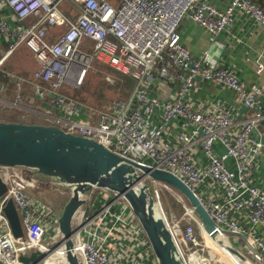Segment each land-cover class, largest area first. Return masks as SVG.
<instances>
[{
  "label": "built area",
  "instance_id": "obj_1",
  "mask_svg": "<svg viewBox=\"0 0 264 264\" xmlns=\"http://www.w3.org/2000/svg\"><path fill=\"white\" fill-rule=\"evenodd\" d=\"M235 13L264 28V9L251 0H230L223 11L211 0H0V37L6 46L0 69L20 48L31 54L36 69L27 84L39 101L47 102L45 116L51 124L121 158L175 175L200 200L215 223L216 236H226L228 247L243 256L239 259L223 247L224 258L208 251L205 255L212 237L178 194L182 215L170 221L165 215V221L185 264H226L223 259L264 264V187L258 188L253 176L264 155L257 132L264 120V87L244 84L207 52L194 57L179 33L188 19L215 44ZM93 62L133 82L127 97L100 111L64 93L82 84ZM197 79L233 91L249 116L234 118L221 103H192ZM169 83L176 84L174 96L153 95V90H167ZM19 104L22 98L13 106ZM83 109L86 119H79ZM139 177L136 187L147 184L157 202L161 190H174L143 173ZM0 179L6 185L0 198V264H22L20 255L32 252L42 254L37 264H52L57 257L58 264H66L59 217L40 192L66 186L21 167L0 166ZM8 200L17 210L22 238L14 237L3 212ZM83 200L72 221L80 264H157L123 196L94 187ZM239 238L250 258L236 247Z\"/></svg>",
  "mask_w": 264,
  "mask_h": 264
},
{
  "label": "water",
  "instance_id": "obj_2",
  "mask_svg": "<svg viewBox=\"0 0 264 264\" xmlns=\"http://www.w3.org/2000/svg\"><path fill=\"white\" fill-rule=\"evenodd\" d=\"M260 139L264 144V133ZM0 166L29 169L70 190L58 218L66 264H80L73 248L72 221L84 204L83 195L94 187L116 192L128 202L147 236L157 264H185L165 219L155 215L158 202L148 192V185H135L140 173L174 189L188 202L206 234L217 237L215 223L200 200L175 175L121 158L93 141L65 133L52 124L0 121ZM5 194L6 185L0 179V198ZM3 212L14 237L22 238V227L12 200L4 203ZM227 249L243 259L239 252ZM41 257L39 252L25 253L20 255L19 261L37 264Z\"/></svg>",
  "mask_w": 264,
  "mask_h": 264
},
{
  "label": "crops",
  "instance_id": "obj_3",
  "mask_svg": "<svg viewBox=\"0 0 264 264\" xmlns=\"http://www.w3.org/2000/svg\"><path fill=\"white\" fill-rule=\"evenodd\" d=\"M251 1L264 9V0ZM229 2L230 0H211V4L218 11L225 10ZM2 13L5 16H9L7 10H4ZM7 22L10 25L14 24L11 19H8ZM179 33L181 43L194 57H198L207 52L210 59L217 66L232 70L236 77L244 84L264 87V28L256 24L253 20L242 16L240 13H235L229 26L217 37L218 42L215 44L209 42L206 32L201 27L188 19H185L181 23ZM5 48V43L0 37V56L5 51ZM19 57L24 59L23 63L18 62ZM12 59L17 60L15 65L12 62L10 63ZM35 69L36 64L31 54L24 48L18 49L2 65L0 69V113H7V119L4 122L14 121L28 124H51L52 121L45 116L46 113H49L46 111L49 110L47 102L39 101L27 84V81L32 78ZM19 78L21 82L18 84L17 79ZM195 85L196 87L191 96L192 103L200 106H208L212 102L221 103L230 108L234 118L241 119L249 116V111L240 104L233 91L215 85L212 82H205L198 79ZM166 89L153 90V95L161 98L172 97L176 92V84L169 83ZM18 98H22L23 100V104H19L20 108L13 106V104L17 103ZM85 112L87 111L81 113L78 118L86 119ZM18 115L22 120L27 119V121L15 119L14 117ZM29 115L32 116L28 117ZM50 115L55 117L53 112ZM30 120L32 122H28ZM257 132L259 136L264 133V120L259 123ZM218 150L222 151L221 148H218ZM196 160L202 162L203 156H196ZM229 165L232 168L231 162ZM253 176L254 184L258 188H263L264 155L261 156L259 164L253 172ZM162 215H164V219L166 220L165 214L162 213L160 216ZM213 251L216 250L211 249V252ZM223 260L225 263L234 264L229 259Z\"/></svg>",
  "mask_w": 264,
  "mask_h": 264
},
{
  "label": "rangeland",
  "instance_id": "obj_4",
  "mask_svg": "<svg viewBox=\"0 0 264 264\" xmlns=\"http://www.w3.org/2000/svg\"><path fill=\"white\" fill-rule=\"evenodd\" d=\"M16 61V59H12L10 63L12 62L15 65ZM18 62L23 63L24 59L19 57ZM122 79L123 78L120 76V74L114 72L106 64L102 62H93L90 65V68L87 71L82 84L76 89L65 88L64 93L74 97L79 102L91 107L93 110L100 111L109 106L114 100L124 99L127 96L130 90H126L124 88ZM30 116L32 115H29L28 117ZM14 118L20 121H27V119L22 120L19 115L15 116ZM6 119L7 113H0V121H6ZM28 122H32V120ZM60 126L63 127L62 125ZM40 192L41 196L54 207V211L59 217L61 215L63 206L69 198L70 191L63 187L58 189L44 188ZM159 201L160 202H158L156 205V215L160 216L162 213H164L169 221L171 219L178 220L181 217L182 211L179 205L181 203L179 202L178 193L176 191L164 189L161 190ZM158 205H160V207H158ZM159 211H162V213H158ZM195 232L197 233L196 227ZM229 238L233 239L234 236L229 235ZM207 242L209 248L213 247L211 241L208 240ZM209 242L211 243V246L209 245ZM219 243H221V239ZM235 245L248 258L251 257L248 254V250L243 239L239 238L237 244ZM207 251L208 254H211L214 258H224L223 253H218L217 251L211 252V250L208 248L204 251L205 255H207Z\"/></svg>",
  "mask_w": 264,
  "mask_h": 264
},
{
  "label": "bare ground",
  "instance_id": "obj_5",
  "mask_svg": "<svg viewBox=\"0 0 264 264\" xmlns=\"http://www.w3.org/2000/svg\"><path fill=\"white\" fill-rule=\"evenodd\" d=\"M156 205H157V203H156ZM158 207H160V205H158ZM160 213H162V211H160ZM155 215H156V212H155ZM162 217L164 218V215H162ZM220 239H221V243H219L220 242ZM209 241L212 242V246H213L210 249H215L216 251H222L221 247H223L227 251L228 243H227V239L225 238V236H219L218 235L217 238H209ZM209 245L211 246V243L210 242H209ZM192 258L193 257H191V259ZM59 260H60V258L57 257V259L53 260L52 264H58V261Z\"/></svg>",
  "mask_w": 264,
  "mask_h": 264
},
{
  "label": "trees",
  "instance_id": "obj_6",
  "mask_svg": "<svg viewBox=\"0 0 264 264\" xmlns=\"http://www.w3.org/2000/svg\"><path fill=\"white\" fill-rule=\"evenodd\" d=\"M123 79V86H124V88L126 89V90H131V88H132V86H133V82L131 81V79L130 78H128V77H126V76H122V75H120ZM130 88V89H129ZM130 92V91H129ZM128 95V94H127ZM127 97V96H126ZM184 199V198H183ZM184 201L188 204V202L184 199ZM180 205V209H181V211L183 212V208H182V206H181V204H179ZM178 205V206H179ZM189 205V204H188Z\"/></svg>",
  "mask_w": 264,
  "mask_h": 264
}]
</instances>
